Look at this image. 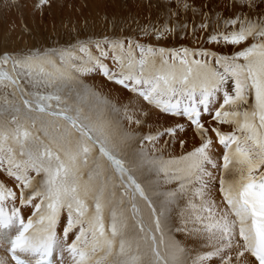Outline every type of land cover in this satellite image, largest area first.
I'll use <instances>...</instances> for the list:
<instances>
[{
    "label": "snow or ice",
    "instance_id": "1",
    "mask_svg": "<svg viewBox=\"0 0 264 264\" xmlns=\"http://www.w3.org/2000/svg\"><path fill=\"white\" fill-rule=\"evenodd\" d=\"M232 3L191 26L228 52L140 43L186 32L197 12L176 0L138 38L0 53V264H264V16ZM93 72L143 104L102 98L80 80ZM148 110L173 123L140 132Z\"/></svg>",
    "mask_w": 264,
    "mask_h": 264
},
{
    "label": "bare ground",
    "instance_id": "2",
    "mask_svg": "<svg viewBox=\"0 0 264 264\" xmlns=\"http://www.w3.org/2000/svg\"><path fill=\"white\" fill-rule=\"evenodd\" d=\"M81 1L84 3V5L86 4L90 10V14L88 13V14H85V16H84L86 19L85 22L88 23V26H89V24H92L91 27H94V26L97 27V26H102V25L103 26H111L112 25L113 29L114 28L121 29L120 24H122L123 29H127V28L131 29L132 27H137V24L141 25L140 23L132 22L131 19L127 15L123 14L122 10L124 8L134 7L135 4H141V5L144 4V5H147L146 9L150 10L151 8H150L149 4L152 5V3L156 2V1L160 2L159 0H152V1H146V0H114L113 5H108L107 0H81ZM188 1L190 2V5L191 4L194 5V8L197 12V15L193 16L191 11H189L187 13V15H184L180 21L183 22L184 20H187L188 27H191L193 21H195L197 24H199L203 21L204 17H203V15H201V13L203 12L202 8L204 7V4H200L198 2V0H193V1L188 0ZM223 1L226 2L227 0H222L221 3L224 5ZM162 3L164 4V6L166 5V3H164L163 1H162ZM228 4L229 5L231 4V6L233 7L232 0H229ZM254 4H255V2H253L252 9H250V10L247 9L248 12L251 13L253 9H257ZM97 6L101 7L103 10H107V11L113 10V11L110 12L109 14L105 15V16L103 13H102V15H100V13L95 12V9ZM233 8L237 11V9L235 7H233ZM164 9H165V7H164ZM259 9L261 11V16H264V5H259ZM6 10L7 9L3 10V8L0 7V53H3L5 51L29 50L31 48V46H30V37L31 36L28 33H26V31H22V29H24V28ZM211 11H213V10H211ZM21 13L24 14V16H22V18L25 19L28 23H31L32 21H34L35 12L30 6H24ZM215 14H216V11H215ZM212 16H214V15H212ZM55 18H56V21H55L56 32L55 33H57L56 35H57V37H59L58 38L59 40L55 39L56 41H54V42L44 41L41 39L42 38L41 36H40V38H38V37H36V35L32 34V37L35 39L37 45H39V46H55V45H57V43H59L60 45H65L67 42H69L71 40L68 37H70L69 33H71L72 30L68 34L62 33L64 29L62 30L59 28H64L62 26V22L64 19H60L58 16H56ZM105 18H107L108 22H106ZM253 18H254V16H253ZM44 21H45V19H44ZM115 21H116V23H115V27H114L112 22H115ZM154 24H156V23H154ZM49 26H51V25H49ZM89 27H87V28H89ZM101 29H102V27H101ZM91 30H93V29L91 28ZM77 31H78V29H77ZM99 31H101V30H99ZM121 31L123 32L124 36H127L123 30H121ZM116 32H118V31H116ZM182 33H184V32H181V34ZM177 34H179V32ZM88 36L89 35H84L80 39H84ZM116 37H118V36H116ZM121 37H123V35ZM62 38H67V39H62ZM60 42H62V44ZM165 44H166V42H164V45ZM164 45L161 43L160 46L165 47ZM190 46H192V45H190ZM177 48H187V47L178 46V47H175L174 49H177ZM217 50H221V49H217ZM222 50H226L228 52V49H222ZM109 66H111L110 62H109ZM88 75L89 74H85V75L81 76L80 77L81 82L85 86H87L88 88L93 89L102 98H106L107 100H109L112 104H115L118 107L123 106V105H129L130 101H131L130 107H136L138 104H143V101H137L136 98L132 97L130 93H128V94L125 93V91H126L125 89L121 88L118 85H115V84L109 82L108 80H104L103 76L98 75V74H97V77H94L95 75H90V76H88ZM123 90H125V91H123ZM137 114L139 115V112ZM141 118L145 119V121H146L143 128L139 129V131L144 133V134L148 133L149 131H154L159 126H167V125H170L173 123L171 118L164 116V114H161V113L157 112L156 110H148V115L146 117H141ZM124 127H125V131L129 130L126 121L124 122ZM133 127H135V126H133ZM223 130L224 131H230L229 128L223 129ZM179 135L185 140V142H186L185 143V149L187 151H190L194 145L195 146L199 145L198 138H196L194 136L193 132L190 129L187 130L186 133H180ZM213 139H215V138L213 137ZM180 150L181 149L179 147V142H177V144L175 145V147L172 150L173 155H177V152ZM214 152H215L216 157L219 158V157H222L223 149L218 144H216L214 146ZM220 162L222 163V160H220ZM0 179H4L2 174H0ZM8 186L12 187L13 185L11 182H8ZM16 191H17V196H18L19 191L18 190H16ZM177 223H178V220H177ZM57 231H58V235H62V226L61 225L57 226ZM6 256H7V253L5 251V248L2 244H0V261L4 260L6 258ZM7 264H12V262L9 258L7 259Z\"/></svg>",
    "mask_w": 264,
    "mask_h": 264
},
{
    "label": "rangeland",
    "instance_id": "3",
    "mask_svg": "<svg viewBox=\"0 0 264 264\" xmlns=\"http://www.w3.org/2000/svg\"><path fill=\"white\" fill-rule=\"evenodd\" d=\"M146 1H152V0H146ZM159 1L160 2L156 1V2L152 3V5L149 4V6L151 8L150 10L146 9L147 5L135 4L134 7L124 8L122 10V12H123V14L127 15L131 19L132 22L140 23L141 25H145L148 23H153V24L154 23H156V24L163 23L164 22L163 20H165V18L167 17L168 12L172 11V9H166V8L164 9V4L162 3V1L166 4H168L170 2L172 4H175L176 0H171V1L170 0H166V1L165 0H159ZM9 2H10V0H0V7L3 8V10L7 9L6 11L17 20V22L24 28V31H26V33H30V36H31L30 37V46H31L30 49H32L34 46H37L35 39L32 37V34L36 35V37H38V38H40V36H41L42 40L50 41V42H54L59 38L56 35L57 33H55L56 32V29H55V21H56L55 17L56 16H58L60 19H64L62 22V26L64 28H59L62 30L64 29L62 33L68 34L72 30L71 33H69V36H70V37H68L69 39H72V37L74 35H78L79 38H82L84 35H89V36H93V37H96V36L103 37V35L104 36L114 35V36H118V37L120 36L121 37L122 35L124 36V34L121 30H123L127 36H132L134 38H138L140 35L136 30L137 27H132L131 29L130 28L123 29L122 24H120L121 29H118V28L113 29L112 25L111 26H103L102 25V26H97V27H95V26L91 27L92 24H89V26L93 30L95 29L94 31L91 30V28L88 26V23L85 22L86 19L84 17L85 14H88V13L90 14V10L87 7V5L86 4L84 5V3L81 0H50L49 5L46 6L43 9V11L36 10L33 8V5L36 4L37 0H16L17 4L19 5L18 9L8 7ZM187 2L190 5V2L188 0H187ZM198 2L200 4H204V7L202 8L203 12H207L211 16L214 15V16H212L213 20L215 19L216 14H222L224 17H228L236 11L231 6V4L230 5L228 4L229 0H227L226 2L223 1L224 5L221 3L222 0H198ZM253 2H255L254 5L258 9V10L253 9L251 12V14L255 18L256 15H261L259 5H264V1L263 0H253ZM107 4L113 5L114 0H107ZM24 6H30L35 12L34 21H32L31 23H28L25 19L22 18V16H24V14H22L21 11L24 8ZM191 6L194 7L193 4H191ZM211 10H213V11H211ZM112 11L113 10H109V11L103 10L99 6H97L95 9L96 13H100V15H102V13H103L104 16L109 14ZM215 11H216V14H215ZM244 11H245V13H249L247 11V8H245ZM183 16H184L183 14L180 16V20L183 18ZM44 19H45V21H44ZM115 23H116V21H115ZM49 25H51V26H49ZM87 27H89V28H87ZM101 27H102V29H101ZM188 28H187L188 30H186L187 33L184 32L181 34V32H179V34H176L175 36L168 34L166 39L161 40L159 42H157L154 39L150 40L148 37H144V38L140 39L139 42L144 43V44H150L153 47L165 48L168 50L174 49L175 47H178V46H180V47L182 46V47H187L189 50L191 49L190 51L203 48V49L212 50V51L227 52L226 50H217V48L214 45L208 44L205 41L206 40V33L204 31L198 29L196 36L193 37L191 27H188ZM77 29H78V31H77ZM99 30H101V31H99ZM116 31H118V32H116ZM62 39H67V38H62ZM160 42L163 45H164V42H166V44L164 45L165 47L160 46L161 45ZM60 43L62 44V42H60ZM190 45H192L193 47ZM177 49H181V48H177ZM88 74H89L88 76L95 75L94 77H97V74L95 72L88 73ZM104 80H106V79L104 78ZM123 91H125V90H123ZM125 93L128 94L127 91H125ZM223 129H227V126H224ZM180 151L177 152V155L180 153Z\"/></svg>",
    "mask_w": 264,
    "mask_h": 264
}]
</instances>
